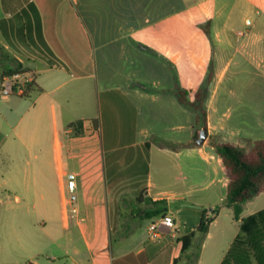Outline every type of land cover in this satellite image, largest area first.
Instances as JSON below:
<instances>
[{"label":"crops","instance_id":"crops-1","mask_svg":"<svg viewBox=\"0 0 264 264\" xmlns=\"http://www.w3.org/2000/svg\"><path fill=\"white\" fill-rule=\"evenodd\" d=\"M155 1L117 0V9L114 0H0V90L7 75H18L19 83L34 82L25 96L0 93V250L14 253L10 263L141 264V258L148 264L179 262L181 239L188 234L180 236L171 199L152 196L151 182H141L153 147L164 150L153 143L144 125L173 121L174 128L183 129L189 123L190 140L173 142L179 147L190 144L183 147L193 156L199 150L191 145L196 113L178 101L174 85L160 86L153 79L147 86L129 68L144 56L169 55L170 25ZM96 54L103 63L99 117L88 81L95 75ZM121 61L126 62L123 71L117 64ZM162 107H167L164 116L158 112ZM80 120L83 132L76 135L72 125ZM207 128L210 139L208 116ZM68 172L77 175L81 220L65 216L63 183ZM140 190L154 201L166 200L174 227L161 228V238H149L151 243L144 246L119 240L116 254L108 259L105 250L120 230L121 199ZM217 220L211 222L207 237ZM38 233L47 235L51 245L35 252ZM174 239L181 245L172 247Z\"/></svg>","mask_w":264,"mask_h":264},{"label":"rangeland","instance_id":"rangeland-1","mask_svg":"<svg viewBox=\"0 0 264 264\" xmlns=\"http://www.w3.org/2000/svg\"><path fill=\"white\" fill-rule=\"evenodd\" d=\"M113 5L118 9L121 4L114 0ZM155 6L163 7L166 16L163 21L170 25L172 44L167 47L169 55L165 59L144 56L129 68L148 82L147 86H151L149 82L155 79L160 86L178 84L193 92L204 89L207 95L204 107L212 131L210 140L234 147L242 146L243 138L264 140V0H156ZM179 52L181 56L176 57ZM99 57L98 54L92 56L95 75L88 80L97 117L103 104L99 97L103 63ZM125 63H117L121 71ZM121 78L118 77L117 82ZM166 108L158 110L160 116H164L162 112ZM141 122L144 124V121ZM174 123L149 121L148 125H144L152 132V140L158 137L173 145L164 150L153 147L145 167H142L141 182L143 185L151 182L152 196L171 199L178 217L180 236L197 230L204 209L208 210L207 217L213 218L211 209L220 206L218 220L210 227V235L207 237L196 232L188 252L178 254L180 260L177 263L220 264L240 233V220H236L233 210L225 205L228 177L208 138L202 145L192 140L191 145L199 147L198 153L193 156H189L185 147L175 145V139L190 140L191 128L189 123L183 129L174 128ZM203 147L208 152L200 150ZM176 152L180 155L177 156ZM1 163V167H5V161ZM131 174L132 169L125 176ZM58 192L59 188L56 196L60 201ZM2 194L4 191L0 190V197ZM141 194L147 197L146 191L140 190L132 197L126 195L121 199L120 230L112 237V247L105 250L108 259L116 254L119 240L129 241L128 246L151 243L148 237L150 219L132 217V210L140 206L136 205L135 199ZM2 205L0 203V213ZM262 209L264 192L242 204L240 218ZM169 214L174 218L168 210L166 215ZM34 240L37 241L35 252L44 251L51 245L49 237L43 233H38ZM171 245L175 247L181 242L174 239ZM13 256L14 253L0 250V264H12L10 259ZM44 256L38 257L40 262H44ZM139 262L148 264L149 261L141 258Z\"/></svg>","mask_w":264,"mask_h":264},{"label":"trees","instance_id":"trees-1","mask_svg":"<svg viewBox=\"0 0 264 264\" xmlns=\"http://www.w3.org/2000/svg\"><path fill=\"white\" fill-rule=\"evenodd\" d=\"M210 81V79H208ZM34 86V82L28 83L29 89ZM172 92L177 96L178 101L189 107L196 113V125L198 126L194 134V142L200 135V129L207 127V111L204 107L207 98L204 89L193 92L186 90L175 84ZM99 128V119H95ZM82 120L77 121L72 126L76 135L83 132ZM200 126V128H199ZM242 146L234 147L217 143L208 139L214 153L220 159L223 169L228 177L225 205L233 210L236 220H240V233L234 238L228 251L220 264H264V209L241 219L242 204L247 200L264 192V140L241 139ZM161 148H167L173 144L164 140L155 139ZM149 148L150 143H146ZM188 147L189 144L181 145ZM136 205H140L132 210V217L140 219H154L166 215L168 212L166 200L154 201L149 197H142V194L135 199ZM213 218L207 217L208 210L202 211V220L196 231L184 236L182 240L183 252H186L192 245L196 232L206 235L209 226L215 217L219 215L220 206L211 209ZM33 264V263H29Z\"/></svg>","mask_w":264,"mask_h":264},{"label":"built area","instance_id":"built-area-1","mask_svg":"<svg viewBox=\"0 0 264 264\" xmlns=\"http://www.w3.org/2000/svg\"><path fill=\"white\" fill-rule=\"evenodd\" d=\"M16 76H5L2 82L1 93L4 96L11 94H18L25 96L29 91L28 83L30 80H25L23 83L17 82ZM63 205L65 209V216L68 220L78 219L81 220L80 210L78 206V195H77V175L74 172H68L65 176L63 183ZM175 221L172 215H164L159 217L158 220L152 222L148 227L149 238L153 241H158L161 236V228L172 229Z\"/></svg>","mask_w":264,"mask_h":264},{"label":"water","instance_id":"water-1","mask_svg":"<svg viewBox=\"0 0 264 264\" xmlns=\"http://www.w3.org/2000/svg\"><path fill=\"white\" fill-rule=\"evenodd\" d=\"M209 132H208V128L206 126H203L200 129V135L199 138L197 140V143L199 145H202L203 143H205L206 139L208 138Z\"/></svg>","mask_w":264,"mask_h":264}]
</instances>
